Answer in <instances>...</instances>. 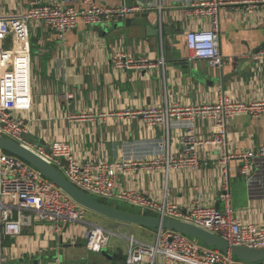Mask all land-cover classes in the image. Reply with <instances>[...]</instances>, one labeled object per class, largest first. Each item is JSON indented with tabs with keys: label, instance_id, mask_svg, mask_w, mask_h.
<instances>
[{
	"label": "crops",
	"instance_id": "0c3cea01",
	"mask_svg": "<svg viewBox=\"0 0 264 264\" xmlns=\"http://www.w3.org/2000/svg\"><path fill=\"white\" fill-rule=\"evenodd\" d=\"M136 1L142 7L138 6L135 15L93 27L79 22L62 41L40 23H27L31 96L29 105L19 110L17 117L23 122L28 142L46 150L54 145L67 148L80 163L149 162L160 154L164 129L145 127L139 116H125L124 112L138 114L149 108L213 104L222 95L232 101H264V59L252 55L264 43V0L252 14L245 12L248 5L235 4L241 0H220L228 5L218 11L219 49L224 61L218 69L209 68L203 61L189 60L185 41L187 32L210 28L208 18L189 14L187 2L208 0ZM32 2L63 8L85 7L83 0H0V14L6 18L22 17ZM92 2L107 7L124 4L123 0ZM3 45L10 49L12 38L8 37ZM118 52L131 59L146 58L152 63L162 59L163 68L145 71L115 68L111 58ZM192 122L198 138L213 136L210 122L199 117ZM190 125L189 120L170 122V154L180 151ZM260 146H264V117L237 115L230 119L227 124L230 154ZM218 157L217 150L207 147L200 150L199 166L194 170L165 173L163 169H145L119 173L116 188L133 191L155 204L172 203L183 211L196 202L221 211ZM241 168L239 159L229 161L228 185L234 216L243 226L261 227L264 225V159L253 162L247 175L241 173ZM136 208L140 213L145 212ZM86 221L112 234L118 232L124 239L133 235V226L90 212ZM126 230L130 234L126 235ZM85 231L84 224H67L61 235H56L50 224L34 219L19 236L0 234V264H120L124 261L127 244L124 248L115 244L100 253L89 252L85 248ZM197 243L201 248H211Z\"/></svg>",
	"mask_w": 264,
	"mask_h": 264
},
{
	"label": "built area",
	"instance_id": "2783aa9c",
	"mask_svg": "<svg viewBox=\"0 0 264 264\" xmlns=\"http://www.w3.org/2000/svg\"><path fill=\"white\" fill-rule=\"evenodd\" d=\"M261 2L263 1L241 0L235 4L248 5L245 12L252 14ZM82 3L84 8L75 9L32 2L22 17L6 18L0 14V137L34 153L88 196L117 200L142 208L145 212L155 211L163 218L185 222L212 233L230 245L264 249V225L257 227L253 224H240L231 207L228 185L229 161L239 159L242 162L241 173L247 175L253 162L264 159V146L237 155L227 151V124L230 119L237 115L264 117V101L239 102L222 95L213 104L149 108L138 114L124 112L125 116H139L145 127L164 129V136L159 144L160 154L149 162L80 163L67 148L54 145L47 152L44 146L25 141L24 125L17 117V112L29 105L31 96V57L27 23H40L62 41L65 34L75 29L79 22L93 27L118 22L139 12L138 7L98 6L92 0H83ZM224 5L228 4L220 0L187 2L190 15L210 20L209 29L186 33L188 59L203 61L211 69L221 68L224 63L218 40V11ZM8 37L12 38L10 49L3 47ZM256 56L264 59V49ZM111 62L118 69L145 71L163 68L162 59L152 63L146 58L131 59L121 52L115 53ZM195 117L212 124V137L202 139L196 136L192 125ZM173 119L191 121L182 138L181 149L174 155L169 152V130ZM207 147L214 148L219 154L217 164L222 177L221 211L198 202L183 211L172 203L155 204L133 191L116 188V176L119 173L145 169H163L165 173L169 170H194L199 166L200 150ZM86 214L84 208L73 202L30 165L0 150V234L8 237L19 236L24 227L32 225L34 219L50 224L56 235H61L67 224H84L85 248L89 252L100 253L107 248L112 233L87 222ZM125 240V264H239L229 253L214 248H201L196 240L177 232L156 231L153 244L139 242L133 235Z\"/></svg>",
	"mask_w": 264,
	"mask_h": 264
},
{
	"label": "water",
	"instance_id": "95a60500",
	"mask_svg": "<svg viewBox=\"0 0 264 264\" xmlns=\"http://www.w3.org/2000/svg\"><path fill=\"white\" fill-rule=\"evenodd\" d=\"M123 3V5L127 8H136L138 6L142 7L140 2L136 0H123ZM144 16L145 14L143 17ZM94 29L97 32L100 31L99 28ZM263 49L264 43L256 48V50L252 52V55H257ZM23 137L25 141L28 140L25 135H23ZM0 150L6 154L15 156L30 165L87 212L99 215L107 220H111L119 224L136 226L155 231L164 230L181 233L211 248L217 249L223 253H229L233 258L248 264L259 263L264 260V249H249L244 246L230 245L222 238L185 222L163 218L161 216H149L125 212L104 205L96 198L88 196L76 186L71 184L50 164L9 139L0 137ZM46 151L49 152V149ZM87 221H89V218H87ZM120 256L121 252L118 254V257Z\"/></svg>",
	"mask_w": 264,
	"mask_h": 264
},
{
	"label": "rangeland",
	"instance_id": "374dc122",
	"mask_svg": "<svg viewBox=\"0 0 264 264\" xmlns=\"http://www.w3.org/2000/svg\"><path fill=\"white\" fill-rule=\"evenodd\" d=\"M36 145H38V144H36ZM94 198H97V197H94ZM97 199L102 200L101 198H97ZM105 204H108L109 206L114 207L118 210L140 213V210L138 208L124 204V203L117 201V200H115V201L114 200H105ZM154 214L158 216V214H156V213H154ZM131 232L133 233L134 238L139 242H143V243H147V244H153L154 243L155 236H156L155 230L133 226ZM125 233H126V235H128V234H130V231L126 230ZM115 244H118L123 248L127 244L126 240L118 232H115V234H112L110 236V241H109L108 245L109 246L111 245V247H114ZM2 258H4L3 251H2L1 259Z\"/></svg>",
	"mask_w": 264,
	"mask_h": 264
},
{
	"label": "trees",
	"instance_id": "16d2710c",
	"mask_svg": "<svg viewBox=\"0 0 264 264\" xmlns=\"http://www.w3.org/2000/svg\"><path fill=\"white\" fill-rule=\"evenodd\" d=\"M97 200H98V199H97ZM98 201H99L100 203L106 205V204H105V200L102 199V200H98ZM117 210H118V209H117ZM121 211H123V210H121ZM125 212L134 213V212H131V211H125ZM137 214H144V215H149V216H157V215L152 214V213H149V212H143V213H137ZM234 260H236V261H240V260H238V259H236V258H234ZM262 263H264V260H263L262 262L254 263V264H262ZM120 264H125V259H124V261H123V259H122Z\"/></svg>",
	"mask_w": 264,
	"mask_h": 264
}]
</instances>
